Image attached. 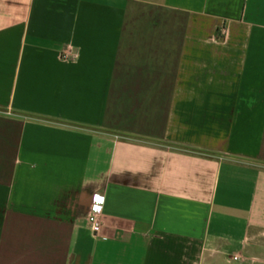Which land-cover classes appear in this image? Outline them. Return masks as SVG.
<instances>
[{
	"label": "crops",
	"instance_id": "obj_1",
	"mask_svg": "<svg viewBox=\"0 0 264 264\" xmlns=\"http://www.w3.org/2000/svg\"><path fill=\"white\" fill-rule=\"evenodd\" d=\"M0 264H264V0H0Z\"/></svg>",
	"mask_w": 264,
	"mask_h": 264
},
{
	"label": "built area",
	"instance_id": "obj_2",
	"mask_svg": "<svg viewBox=\"0 0 264 264\" xmlns=\"http://www.w3.org/2000/svg\"><path fill=\"white\" fill-rule=\"evenodd\" d=\"M63 59L74 60L77 57V53L74 52L73 48L68 46L61 53ZM105 196L100 193H94L91 197L90 210L88 215V221L91 229L94 233L98 234L101 231L103 224ZM238 256H234L237 259Z\"/></svg>",
	"mask_w": 264,
	"mask_h": 264
}]
</instances>
